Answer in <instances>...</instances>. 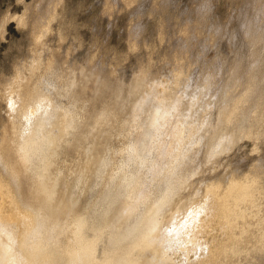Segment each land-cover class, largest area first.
Wrapping results in <instances>:
<instances>
[{"label": "rangeland", "instance_id": "1", "mask_svg": "<svg viewBox=\"0 0 264 264\" xmlns=\"http://www.w3.org/2000/svg\"><path fill=\"white\" fill-rule=\"evenodd\" d=\"M197 3L0 0V264H74L79 214L99 264L121 249L128 264H205L226 234L209 208L221 215L233 186L256 174L260 190L235 227L240 251L223 264H264L252 250L264 229V126L257 134V98L238 104L264 64V0H216L207 19ZM67 120L74 131L60 138ZM43 121L58 136L45 183ZM225 134L231 150L217 154ZM133 173L129 199L104 200ZM166 190L159 234L131 241L139 203ZM198 207L204 221L189 227Z\"/></svg>", "mask_w": 264, "mask_h": 264}, {"label": "bare ground", "instance_id": "2", "mask_svg": "<svg viewBox=\"0 0 264 264\" xmlns=\"http://www.w3.org/2000/svg\"><path fill=\"white\" fill-rule=\"evenodd\" d=\"M262 63H264V58L262 59ZM262 65L264 66V64L252 65L250 72L246 76L245 81L247 84L245 88L242 90V92L240 93L239 102H238V104L242 106L245 104V102L247 101L249 102L257 98V106L254 111L253 118H252L254 120L253 125L255 124L258 125L257 134L260 132L261 128H263L264 126V72L262 70ZM37 115L38 116L40 115L41 117L39 120H41L45 116L43 112H39V114ZM49 122L43 121V123L40 122L37 124L38 125L37 127H39V129L44 132H46V129H48V135L46 137L44 136L41 140L38 141L39 143H37V146H38L37 150L41 158L40 168H38L39 170L37 169L38 175H39L38 177H40V180L43 183H45L46 174H47L48 167H49L50 153L54 150V147H56V144L58 141V136L54 135L53 133L55 131L52 129L54 125L53 123L51 124ZM73 128H74V125L70 123L69 120H67V124H65L64 130L60 132L59 136L62 134L63 136H65L66 134L72 133L74 131ZM50 130L53 131L51 132L53 134L49 132ZM261 133H264V132H261ZM60 138L62 137L60 136ZM146 159L147 157L145 156L138 159L137 165L140 166L139 167L140 169H142V167H144V165L146 164ZM137 180H138L137 173L128 175L125 178V181L121 184V188L119 187L120 189H117L114 187V188H110L109 191L107 190L108 192L104 200L110 202L114 198H117V196H120V197L123 196L125 197L126 200L129 199L132 193L131 188ZM244 180L245 181H243L242 183H237L233 186V191L231 194V198L229 200V208L226 210H223V209L220 210V213L222 216L220 214H216V213L214 214V212L216 211L215 207L209 208L211 211L210 215L213 217V220H215L216 223L218 222L220 224V227L223 229V232H225L226 234L223 238L219 239V241L217 242V247H215L212 253L210 252V255H209L211 257L210 261H208L205 264H223L227 257H230L240 251V246L238 244L239 236H237L236 234L237 231H235V227L238 226L239 218L242 219L247 215L246 214L247 211L245 208L242 207L241 203L246 200H252V198H254L253 201H255L254 194L260 190L259 189L260 183L258 181L257 174L252 175L251 177L247 179L244 178ZM234 183L236 182H233L232 185ZM128 188L130 190H128ZM43 190L47 191L46 185ZM171 194H172L171 190H166L162 192L160 196L158 195L159 197H156L157 199L152 204L148 202L149 201L148 198L142 200L139 203V209L137 210L136 213H134L135 220L129 223L130 225L128 224L125 230L127 237H129L131 241H138V240H143V239L151 240V239H154V237L159 234L158 232H160L161 227H162V222L160 221L159 218L164 213L163 210L165 209V207H167V204L169 203V200L171 199ZM202 205L203 204H201V206ZM199 207L198 209H195L196 211H192L191 221L187 222V225L189 227H195L201 224L202 212L200 211ZM86 216H87L86 214L84 215L79 214L78 216L74 218V221H71L72 227H73L71 229L72 240H73L71 243L72 249H70L71 258L74 261V264H99L96 262L97 240L88 239L85 236V228H86V223H87ZM129 216L131 220L132 213H129ZM257 220L264 222V214L261 215L259 218H257ZM202 221H204V218L202 219ZM244 222L246 221H243L241 223L242 225L240 226V229L242 232L247 231V227H245ZM162 232L164 231L162 230ZM257 234L255 235L256 239L254 241L255 243H253L252 250L254 252H258V254H261L264 251V229L261 230L259 235ZM122 251L123 250L121 249V251H116L113 255L111 254L109 256L108 261L104 264H128V262L125 260V256ZM205 260L203 262H205Z\"/></svg>", "mask_w": 264, "mask_h": 264}, {"label": "clouds", "instance_id": "3", "mask_svg": "<svg viewBox=\"0 0 264 264\" xmlns=\"http://www.w3.org/2000/svg\"><path fill=\"white\" fill-rule=\"evenodd\" d=\"M216 7V0H198L194 12L201 19H207L215 14ZM192 100L195 103L196 97H193ZM232 143L233 138L230 135L225 134L220 136L215 146V152L217 154L228 153L231 150Z\"/></svg>", "mask_w": 264, "mask_h": 264}]
</instances>
